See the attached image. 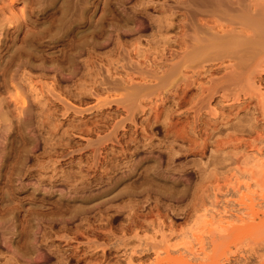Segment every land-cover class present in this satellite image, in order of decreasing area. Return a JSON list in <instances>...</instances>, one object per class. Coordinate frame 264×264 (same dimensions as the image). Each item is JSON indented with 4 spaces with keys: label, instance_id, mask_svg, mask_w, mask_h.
<instances>
[{
    "label": "rangeland",
    "instance_id": "374dc122",
    "mask_svg": "<svg viewBox=\"0 0 264 264\" xmlns=\"http://www.w3.org/2000/svg\"><path fill=\"white\" fill-rule=\"evenodd\" d=\"M147 1L152 16L179 10L129 0L132 32L111 28L76 69H23L1 94L29 124L31 174L13 196L0 181V264H264V55L249 68L190 57V22L177 12L157 35L135 10ZM23 10L0 0L1 23ZM18 23L13 48L30 31Z\"/></svg>",
    "mask_w": 264,
    "mask_h": 264
},
{
    "label": "bare ground",
    "instance_id": "6f19581e",
    "mask_svg": "<svg viewBox=\"0 0 264 264\" xmlns=\"http://www.w3.org/2000/svg\"><path fill=\"white\" fill-rule=\"evenodd\" d=\"M22 1L25 10L21 11L19 17L12 15L6 22L0 21V48L5 44H11L5 54L0 51V61L3 62L0 64V96L9 94L11 87L18 88L19 80L24 81L25 76L19 77L23 69L35 68L40 71L76 69L79 65L76 59L81 51L94 54L97 44L110 41L111 28L127 33L133 31L131 18L119 9V5H125L129 0H104L102 14L95 24L91 19L92 10L97 4L93 0ZM174 2L179 10L169 14L162 9L163 5L158 3H153L152 7H158L160 15L147 14L146 6L150 3L148 1L138 3L135 10L140 15H146L157 35H161L164 29L172 26V17L175 13L181 12L192 28L190 50L186 53L190 57L206 56L212 61L227 59L228 65L237 60L235 65L238 68H249L252 62L264 55V0H174ZM12 7L11 1L9 8ZM47 12L49 13L46 14ZM33 16L35 20L30 21ZM41 18L44 21L39 22ZM16 21H19L15 26L16 31L23 26L29 27L30 31L21 39V45L13 48L17 40L6 38L9 33L8 25ZM184 47L188 49V45ZM83 65L86 67L88 64ZM9 99L14 106L18 103L24 104V99H18L17 94L9 95ZM9 107L6 99L0 97V130L6 133L2 138L6 144L0 148V181L5 182V190H2L1 196L16 194L18 190L16 180L24 174H31L28 168L25 169V161L29 155L27 144L30 143L25 130L29 124L23 121L20 115L14 116L12 110H3ZM23 111L19 113L22 114ZM11 203L4 206L3 212L9 214V211L13 210ZM28 227V220L21 222V230L17 237L22 245L28 244L29 236L24 233Z\"/></svg>",
    "mask_w": 264,
    "mask_h": 264
}]
</instances>
